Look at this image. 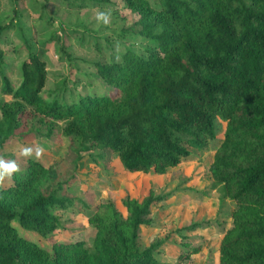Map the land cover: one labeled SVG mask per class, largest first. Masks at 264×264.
<instances>
[{
  "label": "trees",
  "instance_id": "obj_1",
  "mask_svg": "<svg viewBox=\"0 0 264 264\" xmlns=\"http://www.w3.org/2000/svg\"><path fill=\"white\" fill-rule=\"evenodd\" d=\"M19 1L13 0L11 20L0 25V91L12 98L0 105V156L26 125L25 136L52 139L61 133L72 139L78 160L99 149V157L117 154L132 173L163 174L190 155V144L204 148L215 140L221 118L227 122L225 138L211 171L236 209L220 246V264H264V0H159V7L124 0L134 19L121 32L139 39L144 50L126 47L119 61L92 63L113 91L70 99L68 87L44 96L49 43L32 47L18 19ZM87 1L66 3L83 9ZM17 29L29 54L15 86L4 71L1 45ZM52 173L28 158L13 185L0 186V264H168L155 257L163 241L142 248L139 239L141 228L153 223V207L169 194L127 199V218L111 205L108 223L93 218L92 247L77 239L48 249L23 236L14 223L47 237L64 228L55 208L88 205L65 192L76 174L54 182ZM200 227L193 222L182 230Z\"/></svg>",
  "mask_w": 264,
  "mask_h": 264
},
{
  "label": "rangeland",
  "instance_id": "obj_2",
  "mask_svg": "<svg viewBox=\"0 0 264 264\" xmlns=\"http://www.w3.org/2000/svg\"><path fill=\"white\" fill-rule=\"evenodd\" d=\"M149 1L155 7L160 6L159 0ZM33 4L20 1L18 19L35 50L41 43H49L43 57L48 73L44 96L56 87L71 89L73 96L68 95V99L93 91L111 92L113 89L102 80L92 63L119 61L126 47L144 50L139 39L126 38L121 32L134 19L124 0H110L109 3L89 0L83 9L67 6L66 0H35ZM14 8L13 0H0V25L11 20ZM98 12L108 14L107 24L96 18ZM32 17L35 28L29 22ZM1 46L5 50L4 71L18 86L22 80V63L29 54L23 45L21 31L7 32ZM6 100L12 98L0 91V105ZM226 126L227 122L219 118L215 140L209 141L204 148L190 144L189 156L159 174L153 171L132 173L111 151H106L105 157H99L103 153L99 149L85 152L78 160L72 139L61 133L52 139H39L32 133L25 136L22 134L29 130L25 125L8 141L2 156L16 159L22 168L27 159L17 155L19 149L33 142L40 143L45 153L39 161L52 170L54 182H65L76 174L65 192L81 197L88 205L67 210L55 208L54 212L62 217L64 228L47 237L14 224L23 236L48 249L54 242L77 239L85 240L86 245L92 247L97 233L93 218L99 216L108 223L112 219L111 205L127 218V199L141 201L150 194H169L153 207V223L141 228L142 248L163 241L155 251L160 262L178 264L179 258L183 257L180 264H220V246L233 226L236 209L235 202L223 196V188L216 183L211 171L216 152L224 141ZM76 163L79 164L77 169ZM13 183L11 178L3 187ZM193 222L202 223V227L192 232L182 230ZM186 256L188 258H184Z\"/></svg>",
  "mask_w": 264,
  "mask_h": 264
},
{
  "label": "clouds",
  "instance_id": "obj_3",
  "mask_svg": "<svg viewBox=\"0 0 264 264\" xmlns=\"http://www.w3.org/2000/svg\"><path fill=\"white\" fill-rule=\"evenodd\" d=\"M96 18L105 24L109 22V16L104 12H98ZM44 153V147L38 142H33L28 146L21 147L17 155L23 157L25 160L32 157L40 160L43 158ZM19 171L20 164L16 159H5L3 156H0V186H3L6 180H11L13 175Z\"/></svg>",
  "mask_w": 264,
  "mask_h": 264
},
{
  "label": "crops",
  "instance_id": "obj_4",
  "mask_svg": "<svg viewBox=\"0 0 264 264\" xmlns=\"http://www.w3.org/2000/svg\"><path fill=\"white\" fill-rule=\"evenodd\" d=\"M22 3H27V4H29V5H34L33 3L35 2V0H20ZM19 1V2H20ZM31 2H33V3H31ZM29 22H31L32 23V25H33V28H35V21H34V18L32 17L31 19H30V21ZM25 28V27H24Z\"/></svg>",
  "mask_w": 264,
  "mask_h": 264
}]
</instances>
